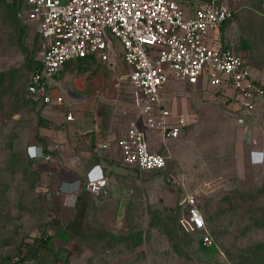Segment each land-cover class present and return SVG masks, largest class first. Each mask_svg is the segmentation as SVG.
I'll list each match as a JSON object with an SVG mask.
<instances>
[{
    "label": "rangeland",
    "instance_id": "rangeland-1",
    "mask_svg": "<svg viewBox=\"0 0 264 264\" xmlns=\"http://www.w3.org/2000/svg\"><path fill=\"white\" fill-rule=\"evenodd\" d=\"M177 1L189 6L194 0ZM229 3L235 13L222 28L221 43L264 77V0ZM22 7L23 0H0V264H264V102L245 119L225 93L178 80L167 83L162 104L185 113L190 124L166 145L147 132L152 150L167 156L164 170L134 169V197L124 220L116 222L110 209H91L66 253L58 259V251H49V241L40 239L58 216L49 188L58 159L35 161V147L46 133L78 123L80 129L91 126L75 134L78 139L94 144V129L87 131L92 127L118 139L133 114L131 106L123 108L132 93L121 79L127 68L120 58L114 68L78 61L56 76L61 90L54 93L74 98L65 106L76 115L85 112L81 121L68 124L64 105L33 101L26 84L40 62L42 38L35 23L18 17ZM54 150L46 151L57 156ZM178 177L183 188L172 182ZM182 189L194 195L214 251L188 222Z\"/></svg>",
    "mask_w": 264,
    "mask_h": 264
},
{
    "label": "built area",
    "instance_id": "built-area-1",
    "mask_svg": "<svg viewBox=\"0 0 264 264\" xmlns=\"http://www.w3.org/2000/svg\"><path fill=\"white\" fill-rule=\"evenodd\" d=\"M234 13L229 0H194L189 6L177 0H23L18 17L35 23L42 38L40 69L29 76L26 93L45 105H64L66 94L53 90L61 89L55 77L69 61L89 58L114 68L120 58L127 68L121 79L132 93V103L123 108L133 111L116 139L122 161L139 173L163 170L167 156L152 150L147 132L166 144L191 122L185 113L163 106L161 95L169 81L221 91L245 119L264 99V77L249 68L243 54L221 43L223 25ZM66 110L65 119L72 121L73 111ZM33 158L52 160L37 146ZM172 182L183 188L182 177ZM106 186L105 178H91L84 189L99 196ZM182 190L181 208L210 246L203 213L194 195Z\"/></svg>",
    "mask_w": 264,
    "mask_h": 264
},
{
    "label": "crops",
    "instance_id": "crops-1",
    "mask_svg": "<svg viewBox=\"0 0 264 264\" xmlns=\"http://www.w3.org/2000/svg\"><path fill=\"white\" fill-rule=\"evenodd\" d=\"M34 25L36 26V24ZM78 61L103 64L99 61L87 58L83 60L69 61L64 69L70 65H74ZM57 90L59 89H54L53 93ZM66 101L67 103H65L64 106H69V104L72 105L74 98L67 96L65 102ZM262 102H264V99H259L257 101V103ZM41 104L45 105L43 103ZM169 108L173 113H181L174 112L171 107ZM78 112H80L79 115L73 113L74 119L72 121H67L65 119L66 122L69 124L73 122L76 117L77 121H81L82 117L86 116L85 112ZM253 116H255V109L253 111ZM77 125L78 126L71 129L67 128L66 130L59 129L56 131H50V133H46L43 137V143H45V146L41 142L37 145V147H40L46 154H50L47 151L48 149L52 151L53 148H55L54 151H57L54 154L58 153L57 156H52L50 154L52 160L47 161L51 162L54 161V159H58L56 164H54V167H52L54 172L51 175L49 184L52 198L51 208L58 216L55 221V217H51V223L48 224V232L46 233V237L49 239V251L51 253L58 251V259L59 257H62V254L66 253L69 248L66 244L71 240H77L82 234L86 225V213L88 211L91 209H110L112 211L111 215L114 216L116 222L120 220L122 221L124 220L125 210L128 206H131L130 201H132L134 197V183L137 174L135 175L134 173V167L126 165L122 161L119 147L116 145L115 138L117 134H110V132L107 131L100 133L95 127L87 129V131L94 129L93 136L95 135V138L97 137V139L93 140V144L89 137L80 136L81 139L75 137V134H79V131H82L80 134H84V132H86L84 128H87L85 126H89L88 124H83V129H80L79 123ZM125 128L126 126H123L118 132L120 131L122 133ZM148 132L153 133L151 131ZM154 135L156 136V134ZM58 140H60L59 142H61V144L60 147L57 148V144H54V142ZM159 142L161 143V141ZM103 143H107V148H100V145ZM92 149L94 150L93 152ZM34 160L36 161L38 159ZM136 172L139 174L137 170ZM99 177L106 179L107 186L103 191V194L98 197L95 196L97 198L96 200H93L92 197H94V195L84 189V184L88 179Z\"/></svg>",
    "mask_w": 264,
    "mask_h": 264
},
{
    "label": "trees",
    "instance_id": "trees-1",
    "mask_svg": "<svg viewBox=\"0 0 264 264\" xmlns=\"http://www.w3.org/2000/svg\"><path fill=\"white\" fill-rule=\"evenodd\" d=\"M227 23V22H226ZM225 23V24H226ZM225 24L223 25V28H224V26H225ZM80 60H83V59H80ZM38 69H40V63H38V65H37V67H36V69H35V71L36 70H38ZM44 241V243H46L47 241H49V239H48V237H46V236H43V237H41V239H40V241ZM46 241V242H45ZM37 244H40V242L38 241V243ZM207 249L209 250V251H214V249H215V247H214V244H211L210 246H207ZM22 260L23 259H20V261L17 259L16 261H17V264H20L21 262H22Z\"/></svg>",
    "mask_w": 264,
    "mask_h": 264
}]
</instances>
